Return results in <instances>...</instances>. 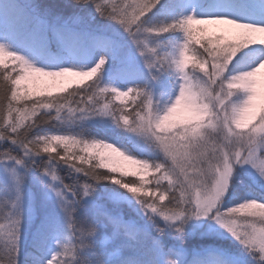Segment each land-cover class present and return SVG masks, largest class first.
I'll list each match as a JSON object with an SVG mask.
<instances>
[{
	"label": "snow or ice",
	"instance_id": "snow-or-ice-1",
	"mask_svg": "<svg viewBox=\"0 0 264 264\" xmlns=\"http://www.w3.org/2000/svg\"><path fill=\"white\" fill-rule=\"evenodd\" d=\"M68 7L29 18L67 60L0 44V264H264V0Z\"/></svg>",
	"mask_w": 264,
	"mask_h": 264
},
{
	"label": "trees",
	"instance_id": "trees-1",
	"mask_svg": "<svg viewBox=\"0 0 264 264\" xmlns=\"http://www.w3.org/2000/svg\"><path fill=\"white\" fill-rule=\"evenodd\" d=\"M4 4V11L0 13V44H7L9 46H16L20 48V50H31L30 43L33 39L34 33L36 29L29 24L30 16H34L35 14L39 13V15L48 20L52 21L56 16H68L71 15V11L68 5L71 3V0H0ZM238 3L241 6L249 7L253 9H259L260 3L255 0H238ZM99 17H97L96 21L93 23L98 22ZM47 40V37H45ZM53 56L67 60L70 57V53L60 47H57L55 44L48 45L46 50L43 52H37V55H33L32 53L28 52L26 57L32 59L36 56ZM37 65H39V61L37 60ZM67 65L65 63L63 66ZM116 106H122L121 101H113ZM131 111V106L129 105L128 108ZM40 132H49L51 131V125H43L39 128ZM89 132L97 136L98 138L107 137L108 142H110L113 138H121L123 142V136L121 129H117L115 127H94L89 129ZM139 158V157H138ZM106 171V170H101ZM61 175H64V170H61ZM126 180H134L137 183L140 182L141 177L129 175L125 178ZM145 180L151 179V174L147 175ZM166 184V182H165ZM112 187H118L113 185ZM3 196V189L0 186V197ZM229 206H234V204L230 203ZM153 233L156 234L155 229H153ZM165 243L171 245L169 242L170 240L166 235L163 237ZM209 244H213L217 246L216 239L210 236H196L192 237L191 239L188 238L184 242L185 248L190 249H201L203 247L208 246ZM25 255L30 251L28 246H25ZM189 258H191L189 256Z\"/></svg>",
	"mask_w": 264,
	"mask_h": 264
},
{
	"label": "rangeland",
	"instance_id": "rangeland-1",
	"mask_svg": "<svg viewBox=\"0 0 264 264\" xmlns=\"http://www.w3.org/2000/svg\"><path fill=\"white\" fill-rule=\"evenodd\" d=\"M255 1H258L260 3V0H255ZM12 50L16 51L18 54L20 55H23V56H26L28 52L32 53L33 55H37V52L36 51H33L32 49L29 50H20V48L16 47V46H9ZM67 65H65V67H67ZM126 169L128 170H134L132 168V166L130 165H125ZM139 176V175H137ZM147 176V175H146ZM144 176V178L146 177ZM140 177V176H139ZM202 223V226L197 228L196 227V223H192L189 225V227L193 228L195 231H196V235L192 236V237H196V236H199V237H202L199 235L200 232H203V231H206L208 226H209V222H201ZM214 226V224H213ZM156 232V231H155ZM192 237H189L190 239ZM213 238V237H212ZM214 239H216V242L218 243L217 248H220L222 250H225L226 252H229V253H235L236 251H238L236 248H235V245H234V241H232L231 239H225V238H222V237H214ZM171 245L175 243V241H170L169 242ZM27 245V243H26ZM25 245V246H26ZM189 252H192L193 250H196V249H190V248H186Z\"/></svg>",
	"mask_w": 264,
	"mask_h": 264
}]
</instances>
